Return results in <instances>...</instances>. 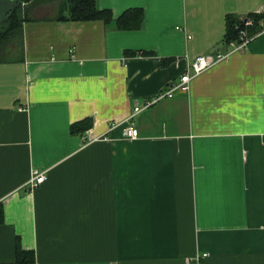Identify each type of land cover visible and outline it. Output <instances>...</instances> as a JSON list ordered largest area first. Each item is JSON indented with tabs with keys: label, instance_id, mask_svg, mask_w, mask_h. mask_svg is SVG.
<instances>
[{
	"label": "crops",
	"instance_id": "crops-1",
	"mask_svg": "<svg viewBox=\"0 0 264 264\" xmlns=\"http://www.w3.org/2000/svg\"><path fill=\"white\" fill-rule=\"evenodd\" d=\"M94 2H33L0 60V264H264V0ZM248 13L242 51L166 92ZM152 97L136 139L108 129Z\"/></svg>",
	"mask_w": 264,
	"mask_h": 264
},
{
	"label": "built area",
	"instance_id": "built-area-1",
	"mask_svg": "<svg viewBox=\"0 0 264 264\" xmlns=\"http://www.w3.org/2000/svg\"><path fill=\"white\" fill-rule=\"evenodd\" d=\"M238 21L239 22H237L234 27L237 30L236 38L230 39L228 42H225L229 48L227 52L224 51L212 53V51H209L206 53H201V55H196L192 58V61L189 62L187 69L183 71V73H181L179 79L175 82V84L170 86L166 92H170L176 87H183L188 89V85L190 84L191 79L195 75L200 74L202 70L216 65V63H219L224 59H227V56H229V53L232 51H242L248 44L247 42L252 38L251 36L247 35L245 27L251 24L253 25L254 20L250 15L244 14L241 15V17H238ZM157 97L149 98L147 101L143 102V105H135L132 113H130L127 118L122 120L121 122L109 121L107 126L108 129L120 127L121 138L132 140L136 139L139 133L137 131V126L134 125L132 121V118L142 108H148V106L151 105ZM29 177V186L34 187L40 185V183L45 180L46 176L44 175V172H38L36 169H34Z\"/></svg>",
	"mask_w": 264,
	"mask_h": 264
},
{
	"label": "rangeland",
	"instance_id": "rangeland-1",
	"mask_svg": "<svg viewBox=\"0 0 264 264\" xmlns=\"http://www.w3.org/2000/svg\"><path fill=\"white\" fill-rule=\"evenodd\" d=\"M37 0H0V39L5 38L3 42H0V58L8 59L17 57L20 54L21 48V33L20 25L17 28L14 26L6 30L9 27L8 23V12L10 9L15 11V17L17 23L20 24L28 15L27 9L29 5L33 4ZM61 0H58L60 2ZM57 0L56 3L58 4ZM3 30V31H2Z\"/></svg>",
	"mask_w": 264,
	"mask_h": 264
},
{
	"label": "trees",
	"instance_id": "trees-1",
	"mask_svg": "<svg viewBox=\"0 0 264 264\" xmlns=\"http://www.w3.org/2000/svg\"><path fill=\"white\" fill-rule=\"evenodd\" d=\"M69 1H70V6H68L69 16L72 17L73 19H75V18L89 19L91 17L92 18L93 17H99L103 20V18L104 19L109 18V13L107 10H104V9L100 10L99 8L94 6L95 5L94 0H69ZM247 15L253 16V15H251V13H248ZM7 18H8L7 24L9 25V27H7L6 30H8L9 28H12L13 26L18 29V27L20 25V33H21L22 25H21V22H20V24L17 23L16 17H15V11L13 9L9 10ZM253 20H254L253 25H255V22H256L255 18H253ZM237 22H239L238 17H234L231 20L230 19L228 20L226 42H228L230 39L236 38L237 30L234 27H235V24ZM1 34H3V32H0V35ZM4 40H5V38H4ZM4 40L2 38V39H0V42H3ZM2 59H4V58H0V60H2ZM88 124H89L88 120L85 121L84 123H80L78 125L73 124L72 129L76 130V131L80 130V129L84 130L85 128H87ZM19 256H20V254H19ZM20 263H21V260H19L17 258L16 262L14 264H20ZM7 264H12V263H7Z\"/></svg>",
	"mask_w": 264,
	"mask_h": 264
}]
</instances>
